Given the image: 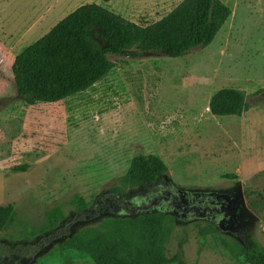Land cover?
I'll return each instance as SVG.
<instances>
[{
    "label": "rangeland",
    "instance_id": "374dc122",
    "mask_svg": "<svg viewBox=\"0 0 264 264\" xmlns=\"http://www.w3.org/2000/svg\"><path fill=\"white\" fill-rule=\"evenodd\" d=\"M182 1L0 0V204L14 206L0 232V264H13L24 249L36 256L32 264H96L65 241L90 227L117 230L119 239L127 234L109 220L137 216L132 207L156 193L153 182L124 185L141 153L160 156L166 175L185 190L241 188L254 215L247 237L264 248V0H223L232 15L214 41L183 57L111 54L115 65L106 76L57 102L29 105L14 83L15 57L82 4L148 25ZM226 87L245 92L241 116L210 111L211 96ZM17 165L27 169L13 171ZM105 201L100 217L82 215L70 226ZM157 212L166 215L169 264H250L240 246L246 236L223 232L214 220L180 222L166 209ZM62 229L65 236L53 240Z\"/></svg>",
    "mask_w": 264,
    "mask_h": 264
},
{
    "label": "trees",
    "instance_id": "16d2710c",
    "mask_svg": "<svg viewBox=\"0 0 264 264\" xmlns=\"http://www.w3.org/2000/svg\"><path fill=\"white\" fill-rule=\"evenodd\" d=\"M231 15L232 8L223 0H183L160 20L141 25L101 4L85 3L15 57L14 83L29 105L57 102L89 89L106 76L115 65L111 54L135 56L157 51L183 57L196 47L210 45ZM247 106L245 92L232 87L219 89L209 102L210 111L217 116H241ZM26 169L27 165L12 168L16 172ZM167 172L160 156L141 153L133 157L124 185L143 186ZM13 217L14 206L0 204V232ZM165 219L162 212H150L109 220L118 230L127 229V234L122 233L119 239L114 233L117 230L103 232L90 227L68 237L64 245L91 255L96 264H169L162 245ZM240 246L248 263L264 264V248L255 238Z\"/></svg>",
    "mask_w": 264,
    "mask_h": 264
},
{
    "label": "flooded vegetation",
    "instance_id": "af4514ba",
    "mask_svg": "<svg viewBox=\"0 0 264 264\" xmlns=\"http://www.w3.org/2000/svg\"><path fill=\"white\" fill-rule=\"evenodd\" d=\"M156 187V193L132 209L135 210L134 215L140 213H154L157 210L166 209L175 215L177 221L189 222L196 218L210 219L219 227L222 222L225 225L231 223H237L238 221L242 224V229L238 232L229 233L235 237L242 240V237L248 239L245 226L249 220L247 217L251 216L246 208L247 204L244 198L241 197L240 188L238 189H219V190H185L175 186L172 180L164 175L161 179L153 182ZM109 201H105L104 204L98 205L96 208L89 210V212H95V214H90L84 211L76 214L74 222L70 226L80 224L83 220L80 217L84 215L86 217L85 221H90L100 217L104 212H106L109 206ZM126 203V209L129 207L130 203L124 200ZM65 229H62L60 233L51 234L50 236L53 240L62 238ZM224 232V231H223ZM227 233V232H226ZM48 241V239H46ZM243 241V240H242ZM44 242L39 241V245ZM27 251H21L14 257L13 264H27L26 255ZM33 256V255H32ZM30 257V256H29Z\"/></svg>",
    "mask_w": 264,
    "mask_h": 264
},
{
    "label": "water",
    "instance_id": "95a60500",
    "mask_svg": "<svg viewBox=\"0 0 264 264\" xmlns=\"http://www.w3.org/2000/svg\"><path fill=\"white\" fill-rule=\"evenodd\" d=\"M240 192H241V197H243V192L242 189L240 188ZM246 208L248 209L249 214L254 217L253 212L246 206ZM219 228L227 233H234V232H238L240 229H242V224L238 221L236 224L235 223H231V224H227L225 225L224 223H220L219 224ZM36 259V256H30L28 258H26V262L27 264H32Z\"/></svg>",
    "mask_w": 264,
    "mask_h": 264
}]
</instances>
